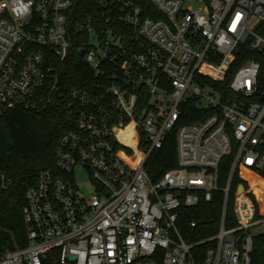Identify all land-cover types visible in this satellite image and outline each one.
Here are the masks:
<instances>
[{
    "label": "built area",
    "instance_id": "obj_1",
    "mask_svg": "<svg viewBox=\"0 0 264 264\" xmlns=\"http://www.w3.org/2000/svg\"><path fill=\"white\" fill-rule=\"evenodd\" d=\"M85 1L0 0V117L56 104L66 125L55 167L24 186L25 241L1 253L0 264H251L254 236L264 233L250 197L260 180L237 184V224L226 225L225 205L235 173L264 175L261 63L236 70L226 103L213 83L225 79L240 44L264 53V0H87L95 8L77 20L78 50L97 81L64 91L69 24ZM186 102L211 114L177 127V167L152 181L145 164ZM227 156L231 170L220 187ZM13 184L0 165V198ZM218 190L225 199L218 232L184 241L179 210Z\"/></svg>",
    "mask_w": 264,
    "mask_h": 264
},
{
    "label": "trees",
    "instance_id": "obj_2",
    "mask_svg": "<svg viewBox=\"0 0 264 264\" xmlns=\"http://www.w3.org/2000/svg\"><path fill=\"white\" fill-rule=\"evenodd\" d=\"M95 8L93 2H81L73 13V21L69 24V38L73 42L68 56L61 67V82L64 91L71 87L92 88L97 78L93 69L83 61V53L78 50V43L83 40L77 31L78 18L87 15ZM250 59L261 63L259 85L264 88V53H255L250 49L249 41L242 43L236 50V58L222 82H214L219 90L222 102L232 94L230 83L236 70ZM209 82V81H208ZM182 114L174 129L167 135L163 146L154 150L145 169L152 181H157L163 173L177 167L176 129L180 125L204 119L211 114L202 110L193 102L181 105ZM65 121L59 107L53 104L42 112H31L22 108H14L0 117V165L12 176V188L0 198V254L7 249L21 246L25 241V231L22 216L24 186L33 183L37 174L44 169L55 167V149L61 133L65 129ZM231 156L223 158L219 166V185L224 187L231 170ZM238 171L233 175L228 199L225 205L226 225L237 224L234 214L235 190L239 182L248 186L251 181L260 180L259 190L250 194L255 204L257 216L264 214V175L249 174L244 178ZM242 203H246L243 195H239ZM224 192L213 193L209 202L201 200L197 206L181 208L177 219V227L184 241L198 243L215 235L220 226L224 210ZM195 225H192V224ZM208 244L194 246L193 251L202 253ZM251 264H264V233L254 236Z\"/></svg>",
    "mask_w": 264,
    "mask_h": 264
},
{
    "label": "rangeland",
    "instance_id": "obj_3",
    "mask_svg": "<svg viewBox=\"0 0 264 264\" xmlns=\"http://www.w3.org/2000/svg\"><path fill=\"white\" fill-rule=\"evenodd\" d=\"M77 177H78V181L80 183H83V181L86 179L85 178V174H84V172L82 170H78L77 171ZM252 231H253V233L261 232L262 228L261 227H255V228H253Z\"/></svg>",
    "mask_w": 264,
    "mask_h": 264
},
{
    "label": "water",
    "instance_id": "obj_4",
    "mask_svg": "<svg viewBox=\"0 0 264 264\" xmlns=\"http://www.w3.org/2000/svg\"><path fill=\"white\" fill-rule=\"evenodd\" d=\"M71 259H74V257L72 256Z\"/></svg>",
    "mask_w": 264,
    "mask_h": 264
}]
</instances>
